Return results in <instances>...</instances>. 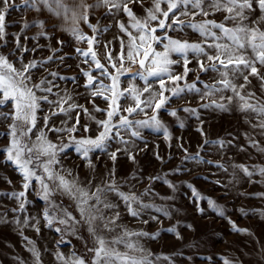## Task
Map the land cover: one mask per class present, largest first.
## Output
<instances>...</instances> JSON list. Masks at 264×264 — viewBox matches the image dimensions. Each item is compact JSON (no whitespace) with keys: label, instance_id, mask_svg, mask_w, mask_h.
Listing matches in <instances>:
<instances>
[{"label":"rangeland","instance_id":"374dc122","mask_svg":"<svg viewBox=\"0 0 264 264\" xmlns=\"http://www.w3.org/2000/svg\"><path fill=\"white\" fill-rule=\"evenodd\" d=\"M20 1L12 0L5 14L0 56L7 58L17 69L35 62L37 66L31 69L30 86L44 79L49 82L44 87L52 89L51 93L37 92L38 96H47L48 102L40 101L36 125L23 138L24 141L31 145L43 131L47 140L58 148L59 162L51 165L53 172L68 181L75 180L79 187L89 193L114 184L119 193L137 198L131 206L138 215L133 216L117 192L102 193V199L114 205L112 208H104L103 204L97 206L102 209L105 220L116 214L118 218L116 224L110 226L111 231L104 229L102 222L96 221L97 234L109 241L121 236L125 229L129 233L146 234L125 238L142 251L129 250L124 244L115 247L129 256L146 257L151 264H225V261L228 264H264V175L259 173L264 168V128L260 127L264 115L241 111L239 105L243 102L230 89L202 99L196 91L185 88L180 96L172 97L166 107L157 113L162 127L157 129L151 125V108H145L143 112L138 110L131 116L121 110L119 115L128 116L132 127L122 128L118 134L114 130L113 138L106 141L103 149H95L89 152L87 158H82L76 151L73 138H95L101 130L95 121L106 119L108 110V101L102 96L93 97V89L85 87L87 78L84 73L90 72L96 81L105 86H110L111 80L101 76L100 70L89 58L77 53V49L87 51L88 45L86 41L78 42L71 32L26 31L21 22ZM210 5L211 0H205L207 16L180 15L178 10L176 15L183 22V27L175 30L178 26L174 25V30H158L156 35L163 37L167 32L174 40L201 43L206 52L214 54V49L208 47L213 41L209 39L204 42L198 33L187 26L207 20L234 27L232 21L225 20L226 12L215 11ZM152 6L153 0L128 4L137 17H144L146 10ZM3 7L0 4V10ZM161 8L166 10L167 4L162 3ZM188 11L198 10L189 8ZM245 15L248 17L243 21L245 25L264 30V22L256 23L261 13L255 4L254 10H246ZM158 19L163 17L158 16ZM117 22L127 26L129 18L122 9L119 12L112 9L109 13L105 8L101 15L88 17V23L79 32L89 38L95 35L93 50L112 75L117 74L116 69L110 66L106 55L110 53L112 63L120 67L117 58L121 55L123 42L125 61L121 71L124 74L119 76V89L134 86L142 90L147 85L150 92H145L142 99L147 98L152 91H159V79L167 81V76L141 78L143 70L137 63L126 59L129 36L120 30ZM157 23L152 22V26H157ZM167 23H171V14ZM89 24L100 31L94 34ZM129 31L136 35L132 29ZM213 31L219 34V30ZM155 49L163 51V44L156 45ZM187 55L191 71L186 80L178 82L182 88L185 83H195L201 92L205 91V84L222 88L216 83L220 78L217 72H201L193 54L189 52ZM246 55L251 57L250 51ZM170 58L178 61L172 65L173 74L183 73L181 56L172 53ZM86 59L87 63L84 62ZM201 59L208 67L206 57ZM256 67L259 76L264 77V66L257 64ZM230 78L248 103L257 108L264 106V86L258 76L249 75L248 82L242 75ZM240 85L244 87L240 88ZM167 87L173 85L168 83ZM249 93L253 95L249 97ZM104 95L110 96V93ZM165 95L171 96V93L166 92ZM228 97H232L231 102ZM61 99L67 101L63 104L65 109L71 105L80 107L70 112H60L56 102ZM118 103L121 109L134 106L127 92ZM216 104H223L225 110L216 107ZM85 108L94 119L84 114ZM94 108L101 111H93ZM185 109H195V112ZM11 111V102L0 107V113L8 114ZM54 111L56 115H52ZM172 111H175V116L169 115ZM119 115L113 118L115 122L119 121ZM46 116L49 117L47 127ZM77 118L80 121L76 126L77 131L70 134L55 131L71 128ZM138 121H149V124L137 127ZM11 124V119L0 117V150L9 145ZM85 126L89 129L87 132L84 131ZM133 131L138 135L133 136ZM113 153L115 160L111 158ZM46 159L41 157L37 163ZM243 169H247L251 175ZM35 171L51 189V204L42 199L41 185L36 179L29 182L27 190L22 187V176L0 151V264H36L31 252L33 246L40 253L39 264H60L56 259L58 251L66 258L80 257L85 264H91L94 253L89 249L93 248L94 241L87 223L81 220L76 203L56 187L57 182L47 178L42 168H35ZM21 191L25 192L21 198L23 210L19 209L21 200L13 195ZM209 201L215 207L209 206ZM89 204H95V201L90 200ZM45 210L57 219H66L62 210H67L74 221L63 225L54 221L49 226L44 217ZM217 210L223 214H218ZM57 228L61 231H56ZM152 236L157 238L151 239ZM29 241L32 243L29 244Z\"/></svg>","mask_w":264,"mask_h":264},{"label":"snow or ice","instance_id":"6c2138e0","mask_svg":"<svg viewBox=\"0 0 264 264\" xmlns=\"http://www.w3.org/2000/svg\"><path fill=\"white\" fill-rule=\"evenodd\" d=\"M142 2V0H97L95 5H86L84 0H74V7H69L65 0H23L21 7H28L35 11L40 9L36 7L38 3L43 4L44 7L53 15L64 14L65 19H68V13H71L73 23L78 20H83L86 24L88 23V9L91 7H106L109 13L112 9L119 12L121 9L125 15L129 18V24L126 26L123 23L117 22V26L122 32L129 36V43L127 45L126 59L131 63H138L140 69L144 71L140 73L142 79L147 77H164L165 79H159V91H152L150 96L142 99L145 92H150L149 87L146 85L142 90H137L134 86H130L128 89H119V76L123 75V68L125 55H124V44L121 42V55L117 58L120 61V67L112 63V56L110 53L106 55V58L110 62V66L116 69V75L110 74L106 68L97 59V53L93 50V45L96 42V37L89 38L79 32L77 28H72L71 33L73 37L79 41H86L88 48L87 51L81 52L77 49V53L83 57L89 58L91 63L95 65V68L100 70V75L111 80L110 86H105L102 82L96 81L90 72H85L84 76L87 78L85 84L86 88L93 89L91 95L93 97L102 96L103 99L108 101V110L106 111V119L96 120V124L99 131L95 138L83 137L79 140L73 138V142L76 146V151L81 154L82 158H87L89 152L95 149H103L106 141L113 138L114 130L119 133L122 128L132 127V123L129 121L128 116L136 113L138 110L143 112L145 108H151L153 115L151 116V125L159 129L162 127L160 121L157 119V113L166 107L172 97L180 96L186 89L190 91H196L201 95V98H205L209 95L214 94L218 91L231 90L236 97H238L243 103L239 105L241 111H252L258 115H264V106L257 108L255 105L248 103V100L237 91V86L232 82L230 77L232 76H243L245 82H248V76H258L264 86V77L259 76V70L256 67L257 64L264 66V30L259 27H248L243 23L248 17L245 15L246 10H254L255 7L259 9L261 16L256 23L264 22V0H211V8L215 11L226 12L225 20L233 22L234 27H226L223 23H216L215 21H203L201 23H190L187 26L194 32L198 33L204 40L211 39L213 43L208 44L209 48L214 49V54H209L205 51V48L201 43H189L188 41L174 40L167 35L159 37L156 35L158 30H174L173 26H178L177 29L183 27V22L179 20V16L176 15L177 11H180V15H204L207 16L209 13L204 9L205 0H153L152 8L146 10L144 17H137L133 11L128 7L129 3ZM12 0H0V4H3V9L0 10V39L4 37L5 29V14L8 11L9 5ZM166 3L167 9L163 10L161 4ZM15 7L14 4H12ZM194 9L198 11H188V9ZM78 9H82V12H78ZM171 14V23H167ZM158 16H162L163 19H158ZM158 21L157 26L153 27L152 22ZM42 27V24L40 25ZM93 33H97L100 29L91 24L88 25ZM25 28L29 27L28 24L24 25ZM132 29L133 32H130ZM213 30H219V34ZM167 41V43H164ZM225 41V42H221ZM163 44V51H157L154 45ZM250 51L251 57L246 55ZM191 52L197 59L199 64V70L201 72L213 71L219 74L217 84L222 85V88H217L215 85L205 84V91L201 92L200 89L196 88L195 83L186 84L182 88L178 82L186 80L191 69L188 68L190 60L188 59V53ZM172 53H178L183 59L184 71L181 74H173L172 65L178 63V61L170 58ZM201 57H206L209 64L205 67L204 61ZM51 59V57H49ZM88 62V59L84 61ZM37 65L35 62L24 64L20 69L15 68L7 58L0 56V107L11 102L12 111L11 113L5 114L0 113V117L4 119H11L12 124L9 126L8 137L9 145L6 149L0 150L5 156L6 160L10 161L15 165L16 169L22 176L24 183L22 187L27 190L30 186L29 182L36 179L41 185L42 199L51 204L49 196L51 195V189L44 180L36 174L35 168H42L45 175L49 180H54L56 187L64 194L68 195L76 203L77 210L80 212L81 220L87 223L88 230L93 237V248L89 249L94 253L91 264H151L146 257L136 258L129 256L127 252H120L117 250L115 245L124 244L126 248L132 251H142L138 249L137 245L127 241L125 238L132 235H146L144 233H129L126 229L123 231L121 236L115 237L109 241L103 236L97 234L96 221H100L103 224L104 229L112 230L110 226L116 224L115 217L105 220L102 209L97 207L103 204L104 208H112L114 205L107 203L102 199L101 194L106 191L117 192L122 200L126 202L129 207V212L133 216L138 213L132 208V203L136 202L135 196H129L119 193L114 184L106 185L105 188H97L93 193H89L85 189L78 186L75 180L68 181L63 176L52 171L51 165L58 163L57 160V145L47 140L45 133L42 131L37 137L36 142L29 145L24 141V137L32 131L36 125L37 110L40 107V101L48 102L47 96H38L37 92H49L51 93V87H44L48 81L42 79L39 83L31 84V69ZM247 71V74H245ZM55 76L56 73H51ZM199 77H197V80ZM171 83L173 87H167V84ZM243 88L244 85H240ZM110 93L104 95V93ZM127 92L134 101V106H129L126 109H121L118 103L121 96ZM170 92L171 96H166L165 93ZM253 93H249L251 97ZM229 102L232 101V97L227 98ZM51 103V102H49ZM59 104V111L66 113L70 112L78 105H71L65 109L63 107L66 100L61 99L56 102ZM215 104V102H213ZM143 105V107H142ZM216 107L221 110H225L223 104H216ZM126 111L128 116L119 115L120 111ZM84 114L89 119H94L88 109H83ZM93 111L99 112L101 109L94 108ZM185 111L195 112V109H185ZM54 111L52 115H56ZM119 115V121L115 122L114 117ZM169 115L175 116V111L169 113ZM45 127L49 117L46 116ZM79 118L76 120L71 128L68 129H56L55 131H66L69 134L77 131V125L79 124ZM149 121H138L136 122L137 127L148 125ZM260 127L264 128V121L260 123ZM89 129L87 126L84 127V131L87 132ZM199 131V129H198ZM203 134V133H202ZM133 136H137L138 133L133 131ZM165 138L167 139V132L165 130ZM62 150V149H59ZM41 157H47L46 161H40ZM115 160V153L111 157ZM132 158L131 156L129 157ZM32 165V167H29ZM243 171L249 175L247 169ZM261 175H264V168L259 170ZM71 173H69L70 175ZM195 194V193H194ZM14 197L17 200H21L19 209H24V202L21 198L24 197L25 192L14 193ZM90 200H94L95 204H89ZM209 206L215 207L212 201H209ZM65 218L57 219L55 216H50L48 211L45 210L44 217L48 225L55 221L59 224H67L69 221H74L67 210H62ZM218 214L223 213L217 210ZM235 230V226L233 225ZM38 231V229H37ZM56 231H61L57 228ZM173 231V229H169ZM156 236H152L151 239H156ZM63 242V241H61ZM29 244L32 242L29 241ZM32 255L36 259V264H39L40 253L33 246L31 248ZM56 259L60 264H85V261L80 257H64L59 251L56 253ZM225 264H228L225 261Z\"/></svg>","mask_w":264,"mask_h":264},{"label":"crops","instance_id":"0c3cea01","mask_svg":"<svg viewBox=\"0 0 264 264\" xmlns=\"http://www.w3.org/2000/svg\"><path fill=\"white\" fill-rule=\"evenodd\" d=\"M23 0L20 1L21 8V22L23 25L28 24L29 27L25 28L28 32H42V33H70L72 28L80 30L84 27L85 22L78 20L73 23L71 13L69 12L68 19H65L63 13L60 15L51 14L43 4L36 5L39 11H35L28 7H21ZM69 7H74V0H65ZM86 5H95L97 0H84ZM106 7H91L88 9V17L101 15ZM78 9V12H82ZM42 24V27L40 26Z\"/></svg>","mask_w":264,"mask_h":264},{"label":"water","instance_id":"95a60500","mask_svg":"<svg viewBox=\"0 0 264 264\" xmlns=\"http://www.w3.org/2000/svg\"><path fill=\"white\" fill-rule=\"evenodd\" d=\"M156 45H154V47H155ZM138 64V63H137ZM138 66H139V64H138ZM143 70V69H142ZM144 71V70H143Z\"/></svg>","mask_w":264,"mask_h":264}]
</instances>
